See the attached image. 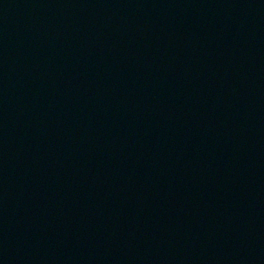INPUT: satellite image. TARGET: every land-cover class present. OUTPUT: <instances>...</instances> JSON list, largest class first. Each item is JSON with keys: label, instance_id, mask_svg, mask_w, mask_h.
Here are the masks:
<instances>
[{"label": "water", "instance_id": "water-1", "mask_svg": "<svg viewBox=\"0 0 264 264\" xmlns=\"http://www.w3.org/2000/svg\"><path fill=\"white\" fill-rule=\"evenodd\" d=\"M0 264H264V0H0Z\"/></svg>", "mask_w": 264, "mask_h": 264}]
</instances>
